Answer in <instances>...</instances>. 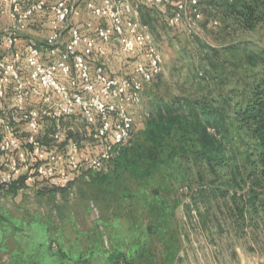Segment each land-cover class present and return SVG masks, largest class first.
<instances>
[{"label": "rangeland", "instance_id": "obj_1", "mask_svg": "<svg viewBox=\"0 0 264 264\" xmlns=\"http://www.w3.org/2000/svg\"><path fill=\"white\" fill-rule=\"evenodd\" d=\"M130 1L162 55V72L145 86L141 108L149 115L161 101H177L182 106L205 103L222 111L224 143L236 157L229 152L225 166L210 168L197 159L200 148L193 137L183 140L174 132L158 156L162 164L144 178H133L110 162L100 171L78 174L68 187L53 193H39L18 181L0 188V264H56L59 246L72 258L85 253L91 264H111L109 255L117 252L130 264H264V226L252 223L247 209L241 216L255 181L248 162L252 140L233 118L252 89L264 82V0L262 19L251 30L232 17V0H202L203 20L193 35L168 27L164 16L149 10L145 0ZM79 9L80 16L71 24L85 32L82 23L93 19ZM143 12H148V19ZM42 30L25 41L42 40ZM63 35L60 49L69 33ZM108 48L105 57L96 55L92 66L103 62L109 72L124 74L129 59L116 51L115 42ZM8 117L15 132L25 137L19 115ZM51 122H41L42 140L48 146L53 144ZM143 124L136 123L123 147L130 142L143 145ZM64 126L74 137L84 128L74 120ZM180 147L185 155L180 150L169 158ZM260 193L259 203L264 201Z\"/></svg>", "mask_w": 264, "mask_h": 264}, {"label": "built area", "instance_id": "obj_2", "mask_svg": "<svg viewBox=\"0 0 264 264\" xmlns=\"http://www.w3.org/2000/svg\"><path fill=\"white\" fill-rule=\"evenodd\" d=\"M2 1L10 6L14 24L4 31L7 58H0V101L12 92L11 106L0 112V188L22 179L28 187L42 182L61 191L78 174L104 169L130 139L136 123L149 116L141 108L143 92L162 72V55L130 0ZM145 3L164 16L168 27L189 35L199 31L200 0ZM79 7L93 19L82 23L85 32L71 24L80 16ZM46 12L51 17L44 45L28 43L21 49L19 32ZM66 32L68 39L60 49ZM113 42L130 61L124 74L109 72L103 62L92 66L94 57H105ZM11 114L19 115L25 137L15 132ZM43 118L52 121L50 146L42 140ZM67 120L83 123L79 137L64 126Z\"/></svg>", "mask_w": 264, "mask_h": 264}, {"label": "trees", "instance_id": "obj_3", "mask_svg": "<svg viewBox=\"0 0 264 264\" xmlns=\"http://www.w3.org/2000/svg\"><path fill=\"white\" fill-rule=\"evenodd\" d=\"M201 2L202 0H200V5ZM261 3V0H232L228 7L237 23L244 29L251 30L262 19L260 14ZM147 8L150 10L149 7ZM145 14L148 19V12L143 15ZM95 22L97 23L99 20ZM2 57L7 58V55L3 54L0 58ZM94 60L96 61L95 57ZM25 69L24 72L27 71ZM11 104L12 92L10 90L7 96L0 101V105L11 106ZM197 104L188 102L182 106L177 101L171 103L161 101L144 121L143 145L134 147V144L130 142L125 147H123L124 145L121 146L117 156L111 161L115 165L114 168L118 169L121 166L123 172L129 173L136 179L149 176L162 164V160L158 156L174 132L181 133L183 140L187 137H193L192 140L200 148L195 153L198 160L210 168L225 166L228 162L227 154L229 152L232 154V158L236 157L233 148L224 143L223 134L227 131L225 115L222 111L212 109L205 103ZM233 118L236 126L244 130L252 140L248 162L252 166L251 176H255V181L249 188L247 199L241 209V216H244L247 209L250 212L251 222L255 224L259 221L264 226V201L258 202L260 192H264V82L257 84L252 89L250 98L245 104L235 109ZM210 129H214V132H211ZM180 150L183 154L187 152L180 147L178 152L172 150L169 158H173ZM17 181V183H23L22 179ZM29 188H34L39 193L45 190L51 193L57 191L42 182H36L34 187ZM220 193L223 195L224 191H220ZM59 247L57 253L59 260L57 259L56 264H91V258L85 253L82 252L76 258H72L67 251L61 249V246ZM109 259L112 261L111 264L122 262L130 264L122 252L111 253Z\"/></svg>", "mask_w": 264, "mask_h": 264}, {"label": "crops", "instance_id": "obj_4", "mask_svg": "<svg viewBox=\"0 0 264 264\" xmlns=\"http://www.w3.org/2000/svg\"><path fill=\"white\" fill-rule=\"evenodd\" d=\"M50 3L54 2L55 0H49ZM10 6L7 3H3L2 0H0V12H1V17H0V55L5 54L4 53V49L2 46V41H3V34L4 31L6 29H8L9 27H11L14 24V20L11 18L10 16ZM39 16H41L42 18H39ZM51 17V13L50 12H46V13H42L39 15H36L35 17H33L27 27L25 29H23L22 31L19 32V36H20V40H19V45L21 49L25 48V45H27L29 42L33 43V41L35 40L36 43L38 44V46H43L45 43V40L50 32V27H49V19ZM76 19V18H75ZM43 29V35H42V40L38 39V37H34L33 41H25L27 39H24L28 36L32 37V36H38V34H36V31L38 29ZM41 32V31H40ZM68 33V32H66ZM67 35V34H66ZM23 41V42H22ZM26 42V43H24ZM35 43V42H34ZM36 44V45H37ZM117 51V49H116ZM4 107L2 105H0V110H3ZM173 264H179V263H174Z\"/></svg>", "mask_w": 264, "mask_h": 264}]
</instances>
